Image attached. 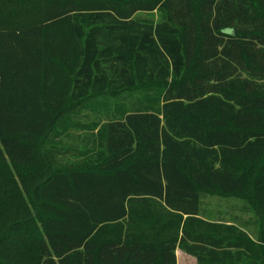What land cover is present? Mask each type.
I'll use <instances>...</instances> for the list:
<instances>
[{
  "label": "trees",
  "instance_id": "16d2710c",
  "mask_svg": "<svg viewBox=\"0 0 264 264\" xmlns=\"http://www.w3.org/2000/svg\"><path fill=\"white\" fill-rule=\"evenodd\" d=\"M178 249L264 264V0H0V264Z\"/></svg>",
  "mask_w": 264,
  "mask_h": 264
},
{
  "label": "crops",
  "instance_id": "0c3cea01",
  "mask_svg": "<svg viewBox=\"0 0 264 264\" xmlns=\"http://www.w3.org/2000/svg\"><path fill=\"white\" fill-rule=\"evenodd\" d=\"M235 209H237V208H235ZM219 211H217V213H218V215L221 213V208L219 207V209H218ZM216 212V211H215ZM245 213V212H244ZM228 214H231V215H237L238 214V211L237 210H235L233 213H230V212H228ZM247 215L246 214H243V218L245 219H247ZM214 219H218V218H214ZM227 220H229V222H231V216H229V215H227ZM257 226V227H256ZM251 229V231L249 232V234H250V236H252L253 237V235L254 234H258V236H259V234H260V224H256V222H253V224H252V227L250 228ZM179 251H181V253H183L184 251H182V250H180V249H178L177 250V255H179ZM184 255H186L187 257H189L190 259H194L196 262H197V259L195 258V257H193V256H191V255H189V254H187V253H183ZM177 260H178V257H177ZM197 264H198V262H197Z\"/></svg>",
  "mask_w": 264,
  "mask_h": 264
},
{
  "label": "rangeland",
  "instance_id": "374dc122",
  "mask_svg": "<svg viewBox=\"0 0 264 264\" xmlns=\"http://www.w3.org/2000/svg\"><path fill=\"white\" fill-rule=\"evenodd\" d=\"M183 253H181V251H179V255H177V257H178L177 264H197V262L194 259H190L189 257L184 255Z\"/></svg>",
  "mask_w": 264,
  "mask_h": 264
}]
</instances>
